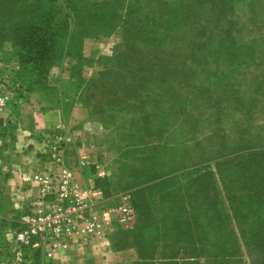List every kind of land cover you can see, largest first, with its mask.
I'll list each match as a JSON object with an SVG mask.
<instances>
[{"label": "rangeland", "instance_id": "374dc122", "mask_svg": "<svg viewBox=\"0 0 264 264\" xmlns=\"http://www.w3.org/2000/svg\"><path fill=\"white\" fill-rule=\"evenodd\" d=\"M37 1L44 6L26 12ZM50 1L0 0V61L7 49L19 51L11 38L19 11L26 18L31 13L41 20L53 16V29L47 31L53 37L63 18L69 31L78 30L75 2L86 0ZM141 1L146 5L142 14L160 31L151 33L153 40L137 39L127 49L117 31L109 50L81 54L79 78L92 81L86 100L89 121L99 124L103 134L93 150L81 148V136L75 135L78 141H67L70 154L87 156L82 179L96 180L103 208L130 195L136 218L144 222L143 235H133L135 224L119 229L111 242L113 251L124 250L130 264H237L226 262L235 255L251 264L264 256L246 247L264 227V0ZM122 6L115 8L118 17L125 14ZM61 52L54 54V66L45 68L44 83L53 93L60 87L49 84L51 75L69 81V65L75 62L67 58L65 74L53 73L64 66ZM30 67L0 76V147L14 136L17 99L25 97L22 79L36 73ZM65 89L64 95H70L69 87ZM85 139L93 145V137ZM96 162L104 173L91 177ZM2 167L0 207L6 202L7 171ZM1 210L0 260L6 263L10 256L3 224L16 208ZM191 211L198 214L195 237L202 238L206 248L174 243L164 233ZM165 212H173L167 223L162 219Z\"/></svg>", "mask_w": 264, "mask_h": 264}, {"label": "crops", "instance_id": "0c3cea01", "mask_svg": "<svg viewBox=\"0 0 264 264\" xmlns=\"http://www.w3.org/2000/svg\"><path fill=\"white\" fill-rule=\"evenodd\" d=\"M113 36L116 35L114 33H103L96 36L84 35L81 43L82 53L98 55L109 50L110 40ZM118 36L122 38V28L118 30ZM4 54L6 56H2L3 61H0L1 77L6 73L9 76L12 70L18 69L17 53L9 52L7 49ZM66 65L67 62L65 61L64 66L62 68L55 67L53 73L58 71L60 74H65ZM69 79V81L64 82L65 80H60V77L51 75L49 84L60 87L58 92L53 93L49 90L24 92L26 97H18L19 118L14 128V136L12 139L9 138V144L5 142L0 147V164L7 171L3 177L6 185L3 198L6 199V202L1 211L10 213L13 208L25 207L33 199L35 188L32 186V176L50 168L41 154L40 138L50 133L55 126L60 125L65 130L72 131V138L75 135L81 136L80 142L83 149L93 150L100 143L98 139L96 141V138L103 134V129L99 124L89 121L91 112L86 105L87 95L91 92L89 88L92 81L80 82L74 77ZM65 87H69L70 95L68 96L64 95L65 92L63 93L67 89ZM63 99L69 101L68 106L63 102ZM2 134L6 135L5 132ZM88 136L94 139L92 146L85 139ZM75 140L78 141V137H75ZM101 166L100 162H96L97 170L93 173L90 172L91 177L103 175L104 171H102ZM84 177L85 174L83 173L82 178ZM103 217L106 222L109 220L106 212H104ZM175 237H177L176 234ZM181 238L182 236L180 240ZM169 240L174 241L175 239L169 238ZM181 242L183 245L187 244V242ZM123 252L124 250L113 251L110 236L70 237L52 254H40L38 264H130L129 259H127L129 256Z\"/></svg>", "mask_w": 264, "mask_h": 264}, {"label": "built area", "instance_id": "2783aa9c", "mask_svg": "<svg viewBox=\"0 0 264 264\" xmlns=\"http://www.w3.org/2000/svg\"><path fill=\"white\" fill-rule=\"evenodd\" d=\"M71 138L60 125L41 136V154L50 168L32 176L33 199L11 213V223L4 230L10 257L1 264H31L35 252L50 255L70 237H107L134 226L130 195L105 209L102 191L94 180L83 181L88 159L80 153L70 154L67 141Z\"/></svg>", "mask_w": 264, "mask_h": 264}, {"label": "trees", "instance_id": "16d2710c", "mask_svg": "<svg viewBox=\"0 0 264 264\" xmlns=\"http://www.w3.org/2000/svg\"><path fill=\"white\" fill-rule=\"evenodd\" d=\"M120 0H107V1H84L81 3L75 2V5H77L78 10H74L76 12V18L75 23L78 25L77 31H69V26L66 20L63 18L62 20H59V25L55 26L56 30L58 32L57 36L52 35V33H47V31L53 29L55 18L52 17H45L43 20L40 19V16L37 14L31 13L32 16L29 17H23L22 14L16 16L15 22L13 23V32L11 35V38L16 42V44L19 46V51L17 53L18 56V69L12 70V74L16 75L20 71H23L27 65H31L30 70L32 71L34 68L35 72L33 76H27L26 80L22 79V85L21 87L23 93H29L32 91H42V90H49L51 88H48L47 84L44 83L45 81V68L48 69L50 67H53L55 62L53 60L54 54H57V51L60 49L61 52V60L65 61L67 58H74L75 62H73L71 65H69V71L72 77L76 78L78 81L83 82L84 80H80V74L78 72L79 70V59L82 56L81 51V43H82V37L84 35H99V34H110L113 32L118 31L122 28V40L123 45L122 47L129 49L133 46L135 41L137 39H140L141 41H144L146 39H150L149 41L153 40V34L158 30H156V27H152L155 24V21L150 18H146L142 14V9L145 8L146 5H143L141 0H132L129 3L125 0H121L123 3V6L120 5ZM49 2H52L49 0ZM78 2V1H77ZM81 3V4H80ZM80 4V5H79ZM51 6V4H49ZM152 4H148L149 6ZM26 6V5H25ZM44 5H40V3L37 1L36 5H31L30 10L27 9L26 12L33 10L40 9ZM47 6V5H45ZM122 6V8L125 9V14H123V17H118L116 15V7ZM28 8V5H27ZM23 10V9H22ZM21 10V12H22ZM96 10L93 14H89L92 11ZM100 11L102 13H100ZM29 13V12H28ZM132 14V15H131ZM43 21V22H42ZM167 21L166 19L163 20ZM40 22L43 24L41 25ZM74 24V22H73ZM158 25V24H157ZM160 32V31H158ZM60 33H63V36L60 35ZM66 39V45L63 46V41ZM62 48V49H61ZM55 49V51L52 54H49V51ZM78 60V61H77ZM81 69V67H80ZM81 71V70H80ZM134 81V80H131ZM24 93V94H25ZM26 97V94H25ZM91 98V94L87 96V99L89 100ZM12 138V137H11ZM260 152V151H259ZM95 184L97 185L96 180L94 179ZM168 194L165 193V197H167ZM171 194V199L174 198ZM193 196H191L192 198ZM172 205V204H171ZM2 207H0L1 209ZM168 210H171V206H167ZM14 212V211H13ZM168 212H165L163 215V222L170 221L169 216L172 215ZM181 214V212L179 213ZM144 218V217H143ZM142 218L139 220L136 218V221L138 220L135 227V230L132 232L133 235L139 236L143 235L141 230H144L145 228L142 227V223L140 222ZM161 219V220H162ZM174 219L176 220V217L174 216ZM10 217L8 218V221L5 222L4 229L11 223ZM198 220V214H195L191 211V213H187L184 215V218L177 219L178 224H169V227L165 229L164 233L167 235V238H174V243L179 242L180 237L181 241H184L183 243H186V245L191 246H200L203 248H206V244L203 243L202 238L195 237V227L194 224ZM142 221V220H141ZM263 223V222H261ZM134 224V225H135ZM119 231L116 230L113 234L110 235L111 242L114 239L113 237L117 234ZM148 231V229H147ZM141 232V233H140ZM149 233V231H148ZM175 234L177 237H175ZM227 235V234H226ZM5 238V237H4ZM187 239V240H186ZM6 240V239H5ZM244 240V239H243ZM171 241V240H170ZM200 241V244L198 243ZM182 243V242H181ZM185 245V244H184ZM7 246V244H6ZM246 247H250V249L262 252L264 255V227L261 226L260 233L257 237L254 238V241L247 242ZM10 256V254H9ZM39 252H35L32 256V262L31 264H38L39 262ZM242 256H232L230 260L226 262H232L236 261L237 264H244L241 258ZM177 258V257H173ZM233 259V260H232ZM2 261L0 260V264ZM207 264H210L208 262H205ZM212 264V263H211ZM230 264V263H229ZM251 264H264V256L262 258L253 259Z\"/></svg>", "mask_w": 264, "mask_h": 264}]
</instances>
